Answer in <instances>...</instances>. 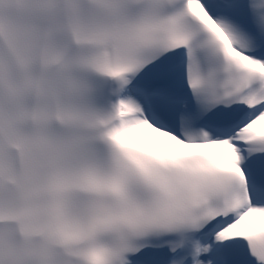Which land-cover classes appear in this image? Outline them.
<instances>
[{
    "label": "snow or ice",
    "instance_id": "obj_1",
    "mask_svg": "<svg viewBox=\"0 0 264 264\" xmlns=\"http://www.w3.org/2000/svg\"><path fill=\"white\" fill-rule=\"evenodd\" d=\"M0 264H264V0H0Z\"/></svg>",
    "mask_w": 264,
    "mask_h": 264
}]
</instances>
